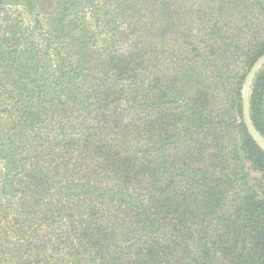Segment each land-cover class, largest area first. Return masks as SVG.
I'll list each match as a JSON object with an SVG mask.
<instances>
[{
    "label": "trees",
    "instance_id": "16d2710c",
    "mask_svg": "<svg viewBox=\"0 0 264 264\" xmlns=\"http://www.w3.org/2000/svg\"><path fill=\"white\" fill-rule=\"evenodd\" d=\"M263 56L264 0H0V264H264Z\"/></svg>",
    "mask_w": 264,
    "mask_h": 264
},
{
    "label": "water",
    "instance_id": "95a60500",
    "mask_svg": "<svg viewBox=\"0 0 264 264\" xmlns=\"http://www.w3.org/2000/svg\"><path fill=\"white\" fill-rule=\"evenodd\" d=\"M264 64V56L255 64V66L252 68L250 74L248 75L246 79V87H245V93H244V113L246 118V123L248 125V129L254 140L260 145V147L264 150V137L260 134L259 131H257L252 124V121L249 116V105H248V96L250 92V86L254 77V74L256 71Z\"/></svg>",
    "mask_w": 264,
    "mask_h": 264
}]
</instances>
